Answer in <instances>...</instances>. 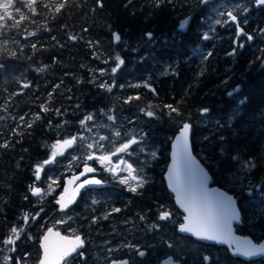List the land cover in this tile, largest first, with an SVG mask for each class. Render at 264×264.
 <instances>
[{
    "label": "trees",
    "instance_id": "obj_1",
    "mask_svg": "<svg viewBox=\"0 0 264 264\" xmlns=\"http://www.w3.org/2000/svg\"><path fill=\"white\" fill-rule=\"evenodd\" d=\"M244 1L246 24L256 22L253 31L264 36V7L256 10L255 0ZM101 2L103 7L97 0H35L29 8V0H14L13 20L0 21V145H9L0 147V240L12 227L22 229L16 252H8L12 264L21 253L29 254V263L36 264L41 233L58 224L61 217L54 195L40 203L30 195L36 166L49 156L51 143L79 133L81 121L89 115L119 131L117 141L123 134L137 141L146 138L156 144L157 152L143 169V181L147 177L143 187L128 192L105 186L100 189L105 200L101 198L85 213L81 200L76 205L74 220L67 225L76 226L84 247L70 259L72 264H105L122 257L130 264H157L167 255L180 264H205V257L206 264H219L217 260L262 264L261 260L233 258L224 247L178 235L180 213L162 174L171 137L183 123H190L194 155L209 172L212 184L236 199L241 223L235 231L254 241L264 237V207L249 202L256 186L264 190V43L262 57L237 52L236 57L217 59L219 51H213L209 40L200 35L208 7L201 6L200 0ZM61 4L64 6L57 12ZM21 13L24 20H19ZM189 14L186 30L178 31V21ZM113 32L120 36L117 43L112 42ZM71 36L77 39H69ZM116 57L124 63L112 73L118 65ZM24 83L30 87H22ZM102 83L114 85L112 91L101 87ZM146 84L154 92L146 90ZM237 85L238 94L227 96L226 91ZM136 96L138 100L125 103ZM41 105L49 110L43 111ZM148 111L154 115L147 116ZM137 144L128 150L135 161L140 150L135 151ZM106 147L105 153L115 150ZM64 176L59 177L56 194ZM116 208L120 211L114 212ZM161 211L170 212L171 218L159 221ZM26 213L27 223L23 219ZM121 237L136 242L138 251L119 248L125 240ZM102 247H111L112 256L101 260ZM139 251L145 255L141 257Z\"/></svg>",
    "mask_w": 264,
    "mask_h": 264
},
{
    "label": "snow or ice",
    "instance_id": "obj_2",
    "mask_svg": "<svg viewBox=\"0 0 264 264\" xmlns=\"http://www.w3.org/2000/svg\"><path fill=\"white\" fill-rule=\"evenodd\" d=\"M100 7H103V4L101 0H97ZM207 2V0H205ZM256 3L258 5H264V0H256ZM35 4V0H29V8ZM64 5L61 4L59 7H57V12L60 11V8H62ZM14 7V0H0V21H4L5 19L13 20V12L11 9ZM16 12H20L19 8L15 9ZM34 12L35 9H32ZM221 15H225V13H221ZM226 16L228 17V21H220L217 20V24L221 23H232L237 27L238 36L237 41L240 43L241 46H243V41H239V36H246L248 40H251L252 37L250 35H247L243 32V29L239 27V21L237 20V16L233 15L231 11H228L226 13ZM25 16L21 13L19 15V20H24ZM18 22V21H17ZM188 21L184 20L180 23L179 27L181 30H183ZM246 23V21H245ZM149 38H151V34H148ZM209 37L208 35L204 34L203 39L207 40ZM71 40L77 39L76 36L69 37ZM114 39L116 41H120L119 34L114 35ZM35 47V44L32 45ZM212 53H208L207 55H211ZM118 61L117 67H113L111 69L112 73H115L118 69L119 64H123L124 61L121 60L119 57H116ZM3 65L0 64V68H2ZM40 71H43L44 69H39ZM103 74V73H101ZM101 87L105 88L107 91L111 92L112 87L114 85L109 86L106 83H102L100 85ZM140 85H135V87H139ZM24 88H29L30 85L28 83H24L22 85ZM58 87V86H57ZM147 87V85H145ZM132 99H139V96L136 97H129L128 100L125 101V103L130 102ZM170 108L171 112H175L177 115H180L177 108L172 107L171 105L167 106ZM41 108L43 111H48L49 109L41 105ZM206 111V110H205ZM146 115L149 117H152L154 115L153 112L148 111L146 112ZM38 118V117H37ZM23 119V117H21ZM93 117L91 115L85 117V120L81 121L82 125H85L87 121H91ZM109 120H114V117L109 116ZM31 127V125H28ZM90 130V129H89ZM190 130V125L184 124L183 130L181 132V138L177 140V152L174 153V162H173V170L176 175V186L173 188V190L177 193V201L180 203V206L184 209L185 212L188 213L187 217L185 218L188 222L183 224L179 231L181 233H191L193 236L198 237L201 240L206 241H217V242H227L228 239L231 237V222L232 220H238V214L236 212V209L233 205L232 198L231 197H224L222 194L217 196L216 198H212L211 194L208 193L206 189V179L201 178L199 179L198 183L195 180H189L184 181L181 177L180 170L178 169L177 160H180L183 164L184 169H187L190 173V175H194L192 173V158L188 151V133ZM116 137H120L121 133L119 131L115 132ZM83 139V138H81ZM106 137L101 136L99 137V140H105ZM76 142V137H73L71 139H66L63 141V145L57 144L53 145V148H58L61 146H71ZM138 141L132 137L129 141L122 143L119 147L115 149L114 152L111 153V155L104 154L101 156L95 157L102 165L107 162V164L111 165L112 162V155H117L119 153H126L127 155H131L132 153L129 152V148L133 144H137ZM0 147L8 148L9 145L7 143H4L0 145ZM94 145L92 143L87 144V148L91 149ZM103 151V149H101ZM143 151V149H141ZM155 155V153H152ZM56 153L53 152V159H55ZM87 159L91 160L93 159L92 155H88ZM45 163H52V160L45 161ZM120 165H126L125 169H120L121 171H127L128 176L130 177L131 181L135 182V185H131L129 187L130 191L135 192L137 190V187H143V178L138 177L134 173L136 172V169L133 168L132 164L127 163L124 159H120L119 162L114 167H108V171L112 172L114 175H119V173L116 171V169L120 168ZM252 167H255V165H252ZM43 170L41 165H37L35 169L36 179L39 180L40 176L39 173ZM86 172H92L95 171V169L92 168H85ZM173 175V173H170V177ZM71 183V181H70ZM86 184H95L99 185L101 184L100 180L92 179L85 181ZM120 183L129 185V179L124 178L120 180ZM84 185L81 184L80 187H83ZM30 190L32 192V195L34 196H40L41 195V189L35 186H30ZM78 191V189H77ZM64 198L61 197L60 201H57V203H60ZM93 203H96V201H93ZM64 205H62L63 210ZM114 212H119L120 209L116 208L113 209ZM105 219L108 217L105 216ZM171 218V213L168 211H161L159 214V220L166 221ZM25 223H27L29 217L26 213L23 217ZM22 229L18 230L16 227H12L10 230V234L6 236L3 240H0V254L5 252H16V244L17 240L20 239ZM49 234L51 235V229H49ZM56 236L59 237L61 241H64V243L56 248H50L47 241L49 239L48 235L44 236L43 239L45 243L41 245L43 248V258L39 261V264H72L70 259H66L67 257H71L73 253L77 251L79 248L84 247V241L80 236H75L74 239H68L67 237H60L59 233H55ZM128 247H132L129 245ZM171 247V246H170ZM257 251H264V245L261 246L260 249ZM242 255H253L255 254L252 251L245 250L241 253ZM80 255H83L81 253ZM139 255L143 257L145 253L143 251H139ZM0 259L3 260V264H12L13 257L11 256H0ZM15 264H23V260L21 257L17 256L15 257ZM111 264H128L127 260H112ZM163 264H172L171 258L164 260ZM178 264V262H177Z\"/></svg>",
    "mask_w": 264,
    "mask_h": 264
},
{
    "label": "rangeland",
    "instance_id": "obj_3",
    "mask_svg": "<svg viewBox=\"0 0 264 264\" xmlns=\"http://www.w3.org/2000/svg\"><path fill=\"white\" fill-rule=\"evenodd\" d=\"M247 4L244 0H215L211 3L208 4L207 7V15L205 19V24L208 25L205 28H209L211 25H209V22L213 20H219L220 17L222 16L221 13H224V11H231L232 13L234 12H239V16L244 17L245 12H247ZM209 18V19H208ZM83 121V120H82ZM89 124L82 125L80 132L77 134H73L70 137H76V142L72 144L71 146L65 147L63 149H56L53 148V145H56L58 142L63 141L65 139H68L70 137H65L63 139H58L51 143L50 150H49V156L43 159L38 165H41L43 170L39 173L40 179L37 180L35 177V187H38L41 189V195L40 196H35L37 197V202H42L44 199L50 195H56V189L58 188V182H59V177L62 174H68L74 170L75 166H79L81 163H86L89 161L87 159L88 155H92L93 158L97 156H101L104 154H109L108 152L105 153L104 151H101V149L107 148L106 146L110 147V149H116L119 145L122 143L126 142V140L130 137V134H123L122 135V140L117 141L118 137L115 136V128H109L105 125H102V121L100 119H92L91 121H87ZM78 124V125H80ZM80 125V126H81ZM90 129V130H89ZM104 136L106 137L105 140H99V137ZM83 138V139H81ZM141 142V143H140ZM92 143L94 145L93 148L89 149L87 148V144ZM139 144L136 145L135 151H137L139 148L140 150L137 152V158L138 160L135 161V155L131 154L128 156V161L130 164H132L133 168L136 169V172L134 173L138 177H141L142 173L139 175V171H142L141 166H145L150 164L152 160L156 158V152H157V146L155 143L152 142V140H148L146 138L140 139L138 141ZM143 149V151H141ZM115 151V150H113ZM53 152L56 153L55 159H53ZM152 153H155L153 155ZM131 157V158H129ZM52 160V163H45V161ZM87 160V161H86ZM97 165H102L97 159L94 161ZM106 163V162H105ZM104 165V164H103ZM107 166H109L107 164ZM112 166V165H111ZM126 166H122L121 169H125ZM36 169V168H35ZM124 176L118 178V180L127 178L129 179L130 183H133L135 185L134 181H131L130 177L128 176L127 171H123ZM36 176V174H35ZM142 178V177H141ZM147 179L144 177V180ZM58 194V193H57ZM89 192L84 195V197H89L88 196ZM263 198V199H261ZM92 203L90 204H85L83 203V212L85 213L89 207H91L93 204L98 203L97 198H92ZM93 201H96V203H93ZM83 202V201H82ZM101 202V201H100ZM249 202H253L254 204H258V207H264V190H256L255 194L250 197ZM105 205L102 206H106ZM77 211H71L70 213L67 214H62L60 215V220L59 223L64 231L66 232L67 235H76V226L71 223L69 225L68 222L72 220L74 214ZM78 215V213H77ZM83 213L80 215L82 218ZM54 224L56 229H60L57 225ZM66 225L68 228H66ZM72 228V229H71ZM31 238V236H30ZM125 240L119 244V247H122V249L126 248H131L133 250H138V244L135 242L131 243L130 240L127 242L125 237H121ZM101 244L105 245L104 242H100ZM121 245V246H120ZM124 245V246H123ZM131 245L132 247H128ZM112 251L111 247H102V250L100 251L99 257L101 260L108 259L110 256H112ZM131 251V250H129ZM139 254V252H138ZM6 255L8 256V252L2 253L1 256ZM20 256H24L22 258L23 264H29V254L27 257V254L21 253ZM19 256V257H20ZM29 258V259H28ZM219 264H222L220 262L221 260H217ZM208 263V262H207ZM0 264H3V260L0 259ZM133 264H137L136 261H134Z\"/></svg>",
    "mask_w": 264,
    "mask_h": 264
},
{
    "label": "water",
    "instance_id": "obj_4",
    "mask_svg": "<svg viewBox=\"0 0 264 264\" xmlns=\"http://www.w3.org/2000/svg\"><path fill=\"white\" fill-rule=\"evenodd\" d=\"M212 1L213 0H207V2H205V0H200V5H205V4L211 3ZM255 5L256 6H264V5H258L256 3V0H255ZM190 18H191L190 14L181 18L177 23L176 29L180 32H184L188 26ZM184 20H187L188 23H187L186 27L183 30H181L179 25ZM115 34H117V33L116 32L112 33V42L113 43L118 42L114 39ZM237 36H238V31L236 29V37ZM146 85H147V87H145L146 90L154 92V90L150 84H146ZM231 92H233V91H231ZM231 92H229V93H231ZM184 124L185 123H183L177 129V131L174 133V135L170 139L169 147H168V153H167L168 161L165 165L164 172L162 174V178H163L166 190L172 197L174 207L180 213V220L176 226V233L178 235H181V236L189 237L192 240H194L198 243H201V244L224 247L228 251V254L233 258H238L239 260H243V261L261 260L262 264H264V251H257L258 249L261 248L262 245H264V237L259 241H254L249 235H242V234H239L235 231V226L239 225L241 223V213H240V210L237 206L236 199L230 192L212 184V179H211L209 172L207 171L205 166L200 162V160L194 155L193 150H192V142H191L192 126L190 123H186V124L190 125V130L188 133V151H189V154L192 158V169H191V171H192V173H194V175H190L189 171L187 169H184L182 162L180 160H177L178 169L180 170L182 179L186 182L189 180H195L197 183H198L199 179H201V178L206 179V189H207L208 193L211 194L212 198H216L220 194H222L224 197H231L232 198V202H233V205L236 209V212L238 214L239 219L238 220H232V222H231V237H230V239L227 240V242H223V243L217 242V241L201 240L198 237L193 236L191 233H181L179 231V228L183 224L188 222L185 219L187 217L188 213L185 212L184 209L180 206V203H178L177 193L173 190V188L176 186V175H175V172L173 170V162H174V153L177 152V140L181 138V132L183 130ZM63 141H60L57 144L63 145ZM65 147H68V146H61V147H58L56 149H63ZM86 167L94 169V167L92 165H90L88 163H84V164L80 165V167H79L78 171H76V173L70 174V175L65 176L63 178L62 185L60 187V192L58 194H56L55 198H54V204H55L56 210L58 212L65 211L71 205H73L75 203V201L77 200L79 193L81 192L82 189L86 190V189H91V188H103L106 186L105 182L101 181L99 178H97L95 175H93L94 171L86 172L85 171ZM170 173H173V175L171 177H170ZM92 179L100 180L101 184L95 185V184H86L85 183V181L92 180ZM70 181H71V183H70ZM81 184H83L84 186L80 187ZM77 189H78V191H77ZM255 189L257 190L258 186H256ZM245 193H246V195H250V191H246ZM31 196L35 197L32 194H31ZM61 197H63L64 199L60 203H57V201L61 200ZM62 205H64L63 210H61ZM158 220H159V216H158ZM159 221H161V220H159ZM49 229H51V233H52L51 235L49 234ZM55 233H59L60 237H67L68 239H74L75 236H77V235L73 236V235L63 234L60 230L56 229L55 227H48L46 230L43 231V233L41 234L40 239H39V244H38L39 257H38L36 264H39V261L43 258V248L41 247V245L43 243H45V241L43 239L44 236L48 235L49 239H48L47 243L50 246V248H56V247H58L64 243V241H61L59 239V237L55 235ZM78 236L81 237V235H78ZM79 249H77V251L75 253H77L79 251ZM245 250L252 251L255 254L248 255V256L242 255L241 253L244 252ZM169 258H171L172 264H177V262H178V264H180L179 260L173 259V257L171 255H167V256L161 258L157 264H163V261L167 260ZM112 260H118V261L127 260L128 264H129V260L127 257L110 259L105 264H111ZM74 264H83V263L79 261V262H76Z\"/></svg>",
    "mask_w": 264,
    "mask_h": 264
},
{
    "label": "flooded vegetation",
    "instance_id": "obj_5",
    "mask_svg": "<svg viewBox=\"0 0 264 264\" xmlns=\"http://www.w3.org/2000/svg\"><path fill=\"white\" fill-rule=\"evenodd\" d=\"M215 1V0H213ZM212 1V2H213ZM258 8H263L261 6H256L254 5V9H258ZM228 11H224L225 15H222L220 17V21L224 22V21H228V17L226 16V13ZM247 12H245L244 17L239 16V12H234L233 15L237 16V20L239 21V27H241L243 29V32L246 33L247 35H250L252 37L251 40H248L246 38V36H239L238 40L239 41H243V46L240 45V43L237 41V37H236V29L237 27L228 22V23H221V24H217L216 21L217 20H213L211 22H209V25H211L209 28H205L203 31L200 32V35L203 38V35L206 34L208 35V40L210 43V46L212 48V50H218L219 54L217 55V59H225L227 57H236V53H243L245 55H251L253 52H255L258 57H262V50H263V43H264V36H257L255 34V32L253 31L256 22H250L249 24H246L245 21L248 23L247 20V16H246ZM205 23V22H204ZM246 25V28L244 30V26ZM205 27H207L208 25H204ZM232 37V39H231ZM231 39V41H230ZM227 50L226 54L225 51ZM200 54H204V52H199ZM260 62H262V60H260ZM235 90V91H234ZM240 90V86L237 85L232 89H228L226 91V95L227 96H231L232 93H236L238 94ZM233 91V92H231ZM231 92V93H229ZM131 158V157H129ZM112 162L111 165L107 166V162L104 165H97L95 164L92 159L87 161L86 163L92 165L95 169L93 175H95L97 178H99L101 181L106 183V186H112L113 188H115L116 190H125L128 192H132L129 190V187L131 185H133V183L129 182V185L126 184H122L120 183V180H118V178L123 177L124 176V172L121 171L120 169L122 168V166L124 165H120L119 169H116V171L119 173V175H114L112 172L108 171V167H114L120 159H124L125 161H128V156H124V157H117L115 155H112ZM129 163V162H127ZM83 164V163H82ZM126 166V165H125ZM145 166L142 167V171H139V175L141 173H143V169ZM128 173V172H127ZM143 177V175H141ZM138 188V187H137ZM89 192L88 196L89 197H84V195H86V193ZM92 198H97L98 202L101 201V198L103 200H105L106 195L105 193H103V191L101 192V190H86L83 193V203L85 204H90L92 203ZM160 212L158 213L159 216Z\"/></svg>",
    "mask_w": 264,
    "mask_h": 264
},
{
    "label": "bare ground",
    "instance_id": "obj_6",
    "mask_svg": "<svg viewBox=\"0 0 264 264\" xmlns=\"http://www.w3.org/2000/svg\"><path fill=\"white\" fill-rule=\"evenodd\" d=\"M255 4V3H254ZM206 5V4H205ZM201 6H203V5H201ZM261 7H264V6H261ZM248 18V17H247ZM209 19V18H208ZM241 28V27H240ZM242 29V28H241ZM136 76V75H135ZM113 81V80H112ZM196 125V124H195ZM49 153V152H48ZM48 156V155H47ZM74 173H76L75 171H72V172H70V173H68V174H65V176H68V175H70V174H74ZM64 176V177H65ZM147 178V177H146ZM146 180L147 179H145L144 180V183L146 182ZM143 183V184H144ZM34 186V185H33ZM103 188H105V187H103ZM86 190H100V189H98V188H91V189H86ZM86 190H81V192L79 193V196H78V198H77V200L75 201V203L73 204V205H71L68 209H66L65 211H62V212H58L57 211V215L59 216V215H62V214H67V213H70L71 211H73L74 210V208L76 207V205L77 204H79V202H80V200L81 201H83V193L86 191ZM59 192H60V190H59ZM58 192V193H59ZM102 192V191H101ZM32 193L30 192V195H31ZM32 197V196H31ZM32 198H37V197H32ZM45 201V200H44ZM36 205H37V203H36ZM82 205V204H81ZM83 209V208H82ZM167 210V209H166ZM80 214V213H79ZM68 215V214H67ZM57 219V218H56ZM60 220V219H59ZM74 220V219H73ZM73 220H71V221H73ZM56 221H58V219L56 220ZM55 221V222H56ZM52 223V222H51ZM59 223V222H58ZM45 225H46V223H45ZM52 226V225H51ZM52 227H55V226H52ZM59 227V226H58ZM68 227V226H67ZM172 228V227H171ZM72 229V228H71ZM42 230H44V229H42ZM41 233V232H40ZM43 233V232H42ZM41 233V234H42ZM41 236V235H40ZM81 238L83 239V237L81 236ZM83 241H84V239H83ZM122 242V241H121ZM106 244V243H105ZM118 244V243H117ZM119 245V244H118ZM122 245V244H121ZM120 245V246H121ZM124 246V245H123ZM118 247V246H117ZM116 247V248H117ZM106 248V247H105ZM112 248H115V247H112ZM120 248V247H119ZM81 249L82 248H80L79 249V251L77 252V253H74V254H72V256L71 257H67L66 259H71V258H73V257H75L76 255H78L80 252H81ZM121 249H122V247H121ZM138 251V250H137ZM195 254V253H194ZM133 255V254H132ZM133 261V260H132ZM137 263V262H136ZM30 264V263H29Z\"/></svg>",
    "mask_w": 264,
    "mask_h": 264
}]
</instances>
